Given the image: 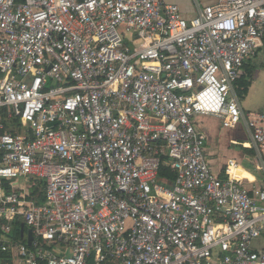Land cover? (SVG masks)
Returning <instances> with one entry per match:
<instances>
[{
    "label": "built area",
    "instance_id": "built-area-1",
    "mask_svg": "<svg viewBox=\"0 0 264 264\" xmlns=\"http://www.w3.org/2000/svg\"><path fill=\"white\" fill-rule=\"evenodd\" d=\"M183 17L166 0H0V242L12 264H264V189L208 166L193 119L243 124L264 173V115L234 90L264 0ZM130 34V49L125 36ZM169 159L173 181L160 176ZM41 186L43 201L29 199Z\"/></svg>",
    "mask_w": 264,
    "mask_h": 264
},
{
    "label": "crops",
    "instance_id": "crops-1",
    "mask_svg": "<svg viewBox=\"0 0 264 264\" xmlns=\"http://www.w3.org/2000/svg\"><path fill=\"white\" fill-rule=\"evenodd\" d=\"M166 1L178 5L181 9L183 17L187 20L194 17V2L198 3L200 6L211 5L216 2V0ZM262 49H264V39L261 46L255 51L253 56L243 63V66L245 65L255 69L254 59L260 54ZM259 66L263 67L262 64H259ZM256 77V70H254L250 87L245 98L242 100L244 103H247L245 99H247L250 96L251 91L256 88ZM242 101L239 100L240 107L244 112L264 115V111L258 110L262 109L260 106L245 109L242 106ZM193 122L197 132L201 133L204 137V152L206 160L212 173L216 177L223 179L225 177L226 165L229 161H232L237 166L235 175L243 179L244 187L249 190L264 189V173L257 167L256 153L250 147L249 133L243 124H240L233 129H226L221 127V124L217 119L207 116H196L193 119ZM21 225H23L22 222ZM24 228L25 229L23 234H21V238L27 245V231L29 229H26L25 226ZM4 241H8L7 237L0 236V242ZM251 247L255 251H264V231L257 239L253 240ZM11 255L12 264L15 256L14 254Z\"/></svg>",
    "mask_w": 264,
    "mask_h": 264
},
{
    "label": "trees",
    "instance_id": "trees-1",
    "mask_svg": "<svg viewBox=\"0 0 264 264\" xmlns=\"http://www.w3.org/2000/svg\"><path fill=\"white\" fill-rule=\"evenodd\" d=\"M253 72H254V68H252V67L250 68L249 66L244 65L243 66V73H241V75L239 76V78L237 79V81L234 84V89H235L236 95L240 101H242L245 98V96L248 92V89H249L251 81H252ZM0 123L3 125V127L6 130H9L12 133L19 134L21 132V126H20L19 120L17 118L13 119L11 121H7L1 115L0 116ZM160 176L167 179L169 182L173 181L174 174H173L172 170L170 169L169 159H167V158L162 159ZM29 199L35 200L36 204L42 203L43 194L41 192V186L31 188ZM21 226L22 225H21L20 220H16L11 226L10 233L5 235L8 239L7 242L11 246H14L16 244L25 245V241L21 238ZM0 236H4L2 231H1V227H0ZM11 254H12L11 250H7L5 252L0 250V264H11V259H12Z\"/></svg>",
    "mask_w": 264,
    "mask_h": 264
},
{
    "label": "rangeland",
    "instance_id": "rangeland-1",
    "mask_svg": "<svg viewBox=\"0 0 264 264\" xmlns=\"http://www.w3.org/2000/svg\"><path fill=\"white\" fill-rule=\"evenodd\" d=\"M130 41H131V36L130 34H127L125 36V44L130 49H132L133 46ZM254 63H255L254 70H256V74H257L256 88L253 91H251L250 96L247 99H245L247 103H244L242 101V106L245 109H248L249 107L260 106L262 109H258V110L264 111V49H262L260 54L254 59ZM259 64H262L263 67H260ZM26 229L28 228L26 227Z\"/></svg>",
    "mask_w": 264,
    "mask_h": 264
},
{
    "label": "water",
    "instance_id": "water-1",
    "mask_svg": "<svg viewBox=\"0 0 264 264\" xmlns=\"http://www.w3.org/2000/svg\"><path fill=\"white\" fill-rule=\"evenodd\" d=\"M21 227H22L21 228V234H23V232H24V225H22ZM31 241H32V234H31V231L28 230L27 231V240H26L28 246L30 245Z\"/></svg>",
    "mask_w": 264,
    "mask_h": 264
}]
</instances>
